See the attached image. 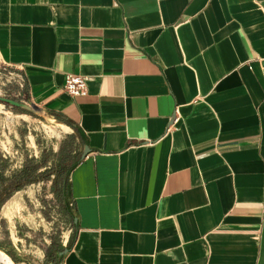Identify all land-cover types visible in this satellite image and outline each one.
Returning a JSON list of instances; mask_svg holds the SVG:
<instances>
[{
    "label": "crops",
    "instance_id": "1",
    "mask_svg": "<svg viewBox=\"0 0 264 264\" xmlns=\"http://www.w3.org/2000/svg\"><path fill=\"white\" fill-rule=\"evenodd\" d=\"M0 59L69 129L55 264H264V0H0Z\"/></svg>",
    "mask_w": 264,
    "mask_h": 264
},
{
    "label": "rangeland",
    "instance_id": "2",
    "mask_svg": "<svg viewBox=\"0 0 264 264\" xmlns=\"http://www.w3.org/2000/svg\"><path fill=\"white\" fill-rule=\"evenodd\" d=\"M0 97L25 102L20 73L1 59ZM70 149L58 118L0 101V251L12 264H55L71 228Z\"/></svg>",
    "mask_w": 264,
    "mask_h": 264
},
{
    "label": "built area",
    "instance_id": "3",
    "mask_svg": "<svg viewBox=\"0 0 264 264\" xmlns=\"http://www.w3.org/2000/svg\"><path fill=\"white\" fill-rule=\"evenodd\" d=\"M64 90L70 95H84L87 92V78L68 74L65 78Z\"/></svg>",
    "mask_w": 264,
    "mask_h": 264
},
{
    "label": "water",
    "instance_id": "4",
    "mask_svg": "<svg viewBox=\"0 0 264 264\" xmlns=\"http://www.w3.org/2000/svg\"><path fill=\"white\" fill-rule=\"evenodd\" d=\"M0 101L8 103V104H10L14 107H17V108H21L26 112L37 110L35 105L30 104V103L27 104V103L18 102V101L12 100V99L2 98V97H0ZM0 264H2L1 261H0Z\"/></svg>",
    "mask_w": 264,
    "mask_h": 264
},
{
    "label": "bare ground",
    "instance_id": "5",
    "mask_svg": "<svg viewBox=\"0 0 264 264\" xmlns=\"http://www.w3.org/2000/svg\"><path fill=\"white\" fill-rule=\"evenodd\" d=\"M0 261L2 264H12L11 260L0 251Z\"/></svg>",
    "mask_w": 264,
    "mask_h": 264
},
{
    "label": "trees",
    "instance_id": "6",
    "mask_svg": "<svg viewBox=\"0 0 264 264\" xmlns=\"http://www.w3.org/2000/svg\"><path fill=\"white\" fill-rule=\"evenodd\" d=\"M7 192V191H6ZM4 202V197L0 198V206L2 205V203Z\"/></svg>",
    "mask_w": 264,
    "mask_h": 264
}]
</instances>
